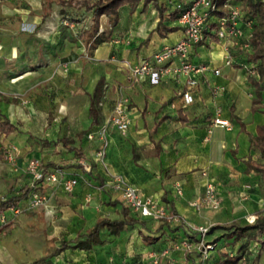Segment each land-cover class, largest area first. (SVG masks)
<instances>
[{
	"label": "crops",
	"instance_id": "obj_1",
	"mask_svg": "<svg viewBox=\"0 0 264 264\" xmlns=\"http://www.w3.org/2000/svg\"><path fill=\"white\" fill-rule=\"evenodd\" d=\"M23 1L27 0H0V28L2 19L17 18L22 24L31 23L37 36L47 41L37 39L29 47L21 33L0 34V121L6 117L17 127L13 133H0V151L11 146L21 150L19 169L0 167V194L7 188L14 193L27 186L29 175L24 165L34 157L43 160L47 170L62 168L65 179L76 177L78 184L72 193L65 190L64 184L48 186L47 204L25 211L43 224L35 232L42 231L45 244L32 247L30 255L35 259L30 261L31 257L22 264L42 258L46 259L44 264H152L149 254L165 248L176 234L185 235L184 228L172 231L164 220L131 212L146 225L138 223L121 229L105 226L98 241L88 249L78 245L86 239L78 236H85L100 218L124 219L125 204L109 188L107 173L95 160V152L104 141L98 135L87 137L104 123L123 96L130 98L132 122L126 132L110 128L106 134L105 160L112 173L124 175L142 196L154 197L188 225L245 226L249 216H264V175L249 167L247 161L250 158L253 167L264 164L248 134L256 135L258 126L264 125V90H260L261 103L255 104L259 89L249 81L260 79L256 63L247 54L251 51L250 41L242 46L235 39L225 42L208 37L196 45L191 61L209 70L197 77L195 102L186 105L182 98L184 77L177 81L165 76L158 84L147 76L129 82L128 65L149 59L165 45L179 41L184 36L180 13L193 0H158V7L142 2L134 13L125 5L119 9L115 27L104 15L100 25L104 41L96 47L81 39L89 26L76 31L74 23L61 36L58 31L57 36L48 39L49 30L59 25L58 21L51 13L42 23L45 12L37 13L41 3L27 12L19 9ZM242 2L231 0L235 7ZM159 21L163 25L157 32ZM62 23L66 24L65 18ZM239 24L249 29L250 36L252 21ZM214 69H220V74L216 75ZM260 84L264 87V79ZM219 86L224 89L216 91ZM100 91L105 93L99 105L100 122L90 126L91 101ZM253 106L258 109L253 111ZM219 116L231 123L230 129L215 125ZM62 139L82 149L83 157L93 166L91 173L77 163L79 158ZM44 141L52 145L44 146ZM208 183L217 187L221 207L196 211L191 202L204 194ZM178 184L182 195L176 192ZM26 203L27 199L20 204ZM235 230H212L219 239L210 264H243L241 256L251 247L245 242L247 235L256 231L241 237L240 233L229 235ZM61 242L68 243L66 249L55 253ZM257 245L260 247L259 242ZM176 255L180 264L195 261L182 253ZM14 256L8 264H19Z\"/></svg>",
	"mask_w": 264,
	"mask_h": 264
},
{
	"label": "built area",
	"instance_id": "obj_2",
	"mask_svg": "<svg viewBox=\"0 0 264 264\" xmlns=\"http://www.w3.org/2000/svg\"><path fill=\"white\" fill-rule=\"evenodd\" d=\"M218 0H193L187 7H185L179 16V23L184 29V36L173 44L165 45L161 50L156 52L151 58L143 60L137 64H129V82H135L142 77H149L153 84H158L165 76H172L175 80L181 81L185 78V88L182 92V98L186 105L195 102V91L198 89L197 77L205 74L209 67L206 65L195 64L191 61V53L193 48L205 41L211 35L208 33L212 20L217 19V27L210 31L216 34L220 41L228 42L233 39L241 38L244 31L240 26L241 9L232 5L231 0L226 1L224 8L229 10L226 17L218 18L215 14L221 8L219 7ZM216 75L220 74V69H214ZM224 86H219L216 91L223 90ZM130 98L123 96L120 98L111 113V115L104 121L97 130L91 131L87 134L89 139H94L97 135L104 141L102 147L95 152V160L100 163L108 176V186L119 198L135 214L156 220H167L178 225H184L190 235L198 234L203 237L202 246L204 251L203 258H207L212 251H216V244H205L204 237L210 232V226L207 225H192L186 224L181 217L171 215L167 208L161 205L154 197L142 196L138 189L129 182L122 174L112 173L106 164V134L110 128H115L120 132H126L131 126L130 116ZM220 114V110H218ZM215 125L223 126L227 129L231 128V123L223 118L216 117L214 120ZM21 154V150L16 146H11L7 149L9 159L16 158ZM77 163L87 173L93 170L92 164L87 158H79ZM28 173L33 180L32 191L27 199L26 208H22L21 204L12 205L6 211L0 213V223L6 222V212L11 211L16 214L26 210H37L46 205L48 198L40 188L48 187L51 185L64 184L67 192L72 193L78 184L76 177L65 179V172L62 168H55L47 170L44 168L40 160H31L27 167ZM176 192L182 195L183 190L181 185H177ZM9 197L0 195V204L7 202ZM222 200L217 193V187L214 183H208L203 195L196 198L191 202V206L196 211H201L204 207L219 209ZM257 216H249L248 223H254ZM176 248L184 250L193 249V244L186 238L180 240L175 245ZM153 257V262L159 264L163 258H170V250L165 249L159 255L150 254ZM148 257V258H149ZM141 264V263H135Z\"/></svg>",
	"mask_w": 264,
	"mask_h": 264
},
{
	"label": "trees",
	"instance_id": "obj_3",
	"mask_svg": "<svg viewBox=\"0 0 264 264\" xmlns=\"http://www.w3.org/2000/svg\"><path fill=\"white\" fill-rule=\"evenodd\" d=\"M228 0H218L217 3L219 7H221L217 12L216 16L218 18L226 17L228 15L229 10L224 8V4ZM153 3L156 7L159 6L158 0H60V5L62 6L61 12L67 7L74 8L79 11H85L91 14V22L87 29H85L81 34V39L86 45H91L92 47H96L98 44L104 41L102 35L103 33L100 32V25H101V17L107 16L110 20V24L112 27H115L119 23V9L125 5H129L131 8V12L134 13L141 3ZM193 2V1H192ZM52 2H47L46 7L47 11L43 14L44 21L51 16V9H52ZM241 7L247 9V19L248 21H252V30L249 38V43L251 46V51H248L247 54L249 55V59L256 63L255 68L260 76L259 81H256L254 78H249L251 84L255 86V88L259 89L258 98L255 101V104L261 103L263 98L262 92L260 90H264L263 86L260 82L264 79V0H243L240 4ZM184 9V8H183ZM241 19V18H240ZM163 25L162 21H159V24L155 31L159 32L161 26ZM241 26V25H240ZM217 27V19L212 20L209 29H215ZM242 27V26H241ZM170 31H175L176 28H168ZM208 30V33L211 35V38H216L218 41L216 34L213 31ZM264 108V105L262 106ZM253 111H256L258 108L253 106ZM264 113V110H263ZM0 115L1 111H0ZM101 110L100 107L97 105L95 98H92L91 101V108H90V117H91V125L97 124L100 122ZM157 125L154 127L153 131H155ZM243 128V127H242ZM17 130V127L10 122L8 118L5 117L3 121H0V133L10 134ZM250 137L251 146L253 149H257L261 153V157L264 159V125L258 126L257 134L248 133ZM64 146L71 152L74 153L76 158H82L84 153L82 149L76 148L71 145V141L67 139H62ZM44 146L52 145V142L44 141ZM248 165L251 168H255L256 170L260 171L264 175V164L256 163V166L253 167L252 161L250 158L247 160ZM32 191L31 186H26L21 189L20 193L17 195L10 196L7 202L0 204V213L6 211L12 205H19L25 199H28L30 193ZM131 210L128 207L123 208V216L124 219L122 220H112L109 218H100L97 223L95 224L94 228L85 234V236H78V239L81 237H85L84 241L79 242V246L83 249H88L92 244H95L98 241L99 233L101 229L105 226L108 227H115L117 229H121L126 225H135L141 224L143 226L146 225L145 221H141L138 218L131 216ZM171 215H176L174 210H171ZM164 224H168L167 220H164ZM170 228V227H169ZM184 228V225H180L176 228H173L172 231H180ZM221 228L225 230H232L236 228L234 232L229 235H234L240 233L239 237L245 235L248 231H256L257 235L260 236L258 242L260 244V248L256 255V259L260 260V258L264 254V216H260L254 223L247 224L245 226H238L235 224H231L230 226H214L211 230ZM185 235H187V230L184 231ZM183 235V236H185ZM175 236H178L177 234ZM180 237L184 238L182 235ZM68 243L61 242L59 248H57L55 253H60L64 249H66ZM46 262L45 258L37 260L33 264H44Z\"/></svg>",
	"mask_w": 264,
	"mask_h": 264
},
{
	"label": "rangeland",
	"instance_id": "obj_4",
	"mask_svg": "<svg viewBox=\"0 0 264 264\" xmlns=\"http://www.w3.org/2000/svg\"><path fill=\"white\" fill-rule=\"evenodd\" d=\"M23 2H24L22 3L23 5H20L19 9L23 11L26 10L27 12L33 10L32 7L36 6L35 4L41 3V5L39 4V7L37 9L38 14H42L43 12L48 10L46 7L47 2L53 3L51 13L56 18L59 25L49 30L48 35H47L48 39L53 34H54V37L57 36L58 31H60L58 34H60L61 36L64 33V30L67 28V26H70L69 28H71L72 23L75 24L74 28L76 31H78L81 28H85L89 26L91 22V14L83 10L79 11L74 8L67 7L63 10V12H61L62 6L60 5V0H38V2L36 3L31 0L30 2L27 0L26 2L25 1ZM239 8L241 9L240 21H243L244 23L248 22L247 9H244V7L242 8L241 5H239ZM64 18L66 19V24L62 23V20ZM2 20L3 21H1L2 22L1 24H3V26L2 28H0V34L4 32V33L14 34L17 36V34L19 35V33H21L22 39L25 40L26 45L29 47L32 46L37 41V39H41V40L43 39L37 36L38 32L37 30L35 31L34 26L31 23L26 22V24L25 23L22 24L20 19H17V18H11V19L6 18ZM78 22H80V24ZM77 23L79 24V26L77 25ZM242 29L244 31V35L241 38L235 39V42L238 45L242 44V46H244L249 41L250 36H249V29H244L243 26H242ZM43 40L47 41V39H43ZM45 41L43 45H45ZM87 47L90 48L91 46H87ZM247 48L248 47H243V50H246ZM94 96H95L97 105L99 106L103 102L105 93L103 91L102 92L100 91L98 93H95ZM19 159L20 157L18 156L16 158L9 159L7 155V148H5L4 150L2 149L0 151V167L2 168H4L3 166H9V167L11 166V168L14 167L16 169H19L20 167L18 165ZM33 159L40 160L44 165L43 160L39 158H35V157L29 159L28 162L24 165V172L27 176L29 175L28 176L29 181L28 183H26V185L31 186V187H33L32 185L33 180H32L31 175L28 173L27 167H28V163ZM47 188L48 187L40 188V190L43 193H45L47 198H49L45 191ZM21 189H17L13 193L12 191H10V189L8 190L7 188L0 195L10 197V196L19 194ZM21 206L22 208H26L27 203ZM167 223L172 224V225H169L171 229L180 226L172 222H167ZM39 227L41 230L43 227V224L41 222L32 220L26 214L25 211L20 212L19 214H16L11 211H7L6 212V222L4 224L0 223V264H8V260L11 258V256H14V255H15L14 257L18 259L19 264H22L21 262L26 263V261L29 260L31 257L32 258L30 261L35 259L34 257L36 256L30 255L31 248L34 246L41 247L45 244V237L43 236L42 231L35 232V230ZM211 228L212 227L210 226V232L204 237L205 244H210V243L216 244L217 239H219V237H217L219 234L217 232H213ZM183 237L188 239L193 244V249L184 250L182 248H176L175 245L178 244V242L184 238L180 237L179 235L175 236L165 248H163L160 251L152 253L154 255H159L165 249L170 250V258H163L159 262V264H180L177 259V255H176L177 253H182L183 255H187L188 260H190L191 258H194L195 261L193 264H210L213 262V256L215 252H217V250L212 251L207 258H203L202 254L204 251V247L202 246V241H201L203 239L202 236L198 234L190 235L188 233L186 236H183ZM259 238L260 236H258L257 233H250V235H247V239L245 242H248V244H250L251 247L245 250L241 256L243 259V264H264V258H263L264 254L260 258V260L256 259L257 252L260 248L257 245ZM216 247L218 248L217 244H216ZM230 250L233 253L236 252V250L233 248H230ZM235 256L236 255H234V257ZM234 257H231V258H234ZM148 259L149 260L151 259L152 264L154 263L152 261L153 257H149ZM215 264H219L218 261H215ZM233 264H236V263H233Z\"/></svg>",
	"mask_w": 264,
	"mask_h": 264
}]
</instances>
